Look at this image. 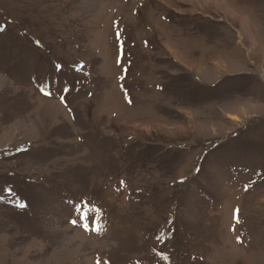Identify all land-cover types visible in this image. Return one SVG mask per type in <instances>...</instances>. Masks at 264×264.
I'll use <instances>...</instances> for the list:
<instances>
[{
  "label": "rangeland",
  "instance_id": "obj_1",
  "mask_svg": "<svg viewBox=\"0 0 264 264\" xmlns=\"http://www.w3.org/2000/svg\"><path fill=\"white\" fill-rule=\"evenodd\" d=\"M0 29V264H264V0H0Z\"/></svg>",
  "mask_w": 264,
  "mask_h": 264
},
{
  "label": "snow or ice",
  "instance_id": "obj_2",
  "mask_svg": "<svg viewBox=\"0 0 264 264\" xmlns=\"http://www.w3.org/2000/svg\"><path fill=\"white\" fill-rule=\"evenodd\" d=\"M0 30H3V29H0ZM37 44H39V41L36 42ZM41 91H44V89H41ZM46 95H52L51 91H46L45 92ZM9 192V195H12V191L11 190H8ZM0 199H3V197H0ZM24 205H21V207H23ZM85 222L83 223V227L86 229V230H89V224L86 222L87 221V217L84 218ZM72 224L76 225L77 224V220H72L71 221ZM99 231V229H97Z\"/></svg>",
  "mask_w": 264,
  "mask_h": 264
},
{
  "label": "bare ground",
  "instance_id": "obj_3",
  "mask_svg": "<svg viewBox=\"0 0 264 264\" xmlns=\"http://www.w3.org/2000/svg\"><path fill=\"white\" fill-rule=\"evenodd\" d=\"M214 1H217V0H214Z\"/></svg>",
  "mask_w": 264,
  "mask_h": 264
}]
</instances>
